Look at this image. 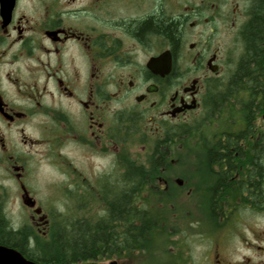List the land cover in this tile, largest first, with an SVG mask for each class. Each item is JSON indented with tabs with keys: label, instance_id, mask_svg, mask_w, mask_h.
Instances as JSON below:
<instances>
[{
	"label": "flooded vegetation",
	"instance_id": "af4514ba",
	"mask_svg": "<svg viewBox=\"0 0 264 264\" xmlns=\"http://www.w3.org/2000/svg\"><path fill=\"white\" fill-rule=\"evenodd\" d=\"M248 3L0 0V170L13 171L23 202L31 203L25 204L33 210L29 225L36 232L47 236L53 214L25 183L29 157H112L118 170L117 158L126 157L121 149L127 146L120 137L142 135L149 151L169 133L181 137L183 124L195 111H206L208 95L245 62L241 35L251 17ZM232 62L237 66L230 72ZM256 103L257 113L261 100ZM30 125L40 131L33 139L25 133ZM193 162L194 190L207 194L203 208L197 198L194 204L206 211L205 241L217 246L208 264H264V157ZM103 173L80 171L82 192L99 194ZM162 183L159 188L167 189ZM182 212L178 208V220ZM219 235H237L236 258L224 253Z\"/></svg>",
	"mask_w": 264,
	"mask_h": 264
},
{
	"label": "trees",
	"instance_id": "16d2710c",
	"mask_svg": "<svg viewBox=\"0 0 264 264\" xmlns=\"http://www.w3.org/2000/svg\"><path fill=\"white\" fill-rule=\"evenodd\" d=\"M250 14L242 34L246 47L245 62L237 66L226 88L213 92L207 104V117L213 121L212 116L234 98L228 107L234 110L233 107L238 106V113L234 111L233 114L240 116L243 127H235L229 120L220 118L219 127L211 134L210 129L203 131L200 127L193 129L186 126L189 124H183L181 137L178 133H169L164 144H157L148 151L147 166L126 161L123 182L115 186L109 182L104 186L106 191L111 187V191H105L108 212L100 220L94 222L80 216L53 218L44 237L31 225L21 229L10 226L0 215V244L16 248L40 264H76L143 251L156 241L163 216L161 210L143 199L142 191L148 184L156 186L155 179L159 177L170 150L186 143L192 148L190 133L197 132L193 138L198 143L197 157H264V130L256 140H249L255 133L254 107L258 99L261 104L257 108H264V0H254ZM242 73L246 74L245 82L241 81ZM244 85L247 92L241 89ZM73 203L74 210L80 209Z\"/></svg>",
	"mask_w": 264,
	"mask_h": 264
},
{
	"label": "rangeland",
	"instance_id": "374dc122",
	"mask_svg": "<svg viewBox=\"0 0 264 264\" xmlns=\"http://www.w3.org/2000/svg\"><path fill=\"white\" fill-rule=\"evenodd\" d=\"M248 2L249 9L252 1L248 0ZM241 4L243 5V3ZM238 55L239 52L236 51L233 57L237 59ZM236 66L235 62H232L230 72L234 71ZM227 78L220 83L218 82L220 86L219 88L216 87L218 91L226 88L229 84ZM211 96L212 94H209L208 99ZM231 101H227L225 108L219 109L220 112L212 116L214 122L207 117L208 109L206 111L197 110L193 113L192 120L186 123L189 125L186 126L193 127V129L194 127H200L204 129L203 131L210 129L212 134L219 127L218 119L222 118L225 121L229 120L235 127H243L244 124H242L240 116L233 114L234 111L238 113L236 112L238 106H234V110L228 107ZM223 111L227 114H224ZM220 113H223V115L220 116ZM230 114L235 117L232 118ZM254 120L255 133L253 132L254 134L249 139L251 142L260 137L261 131L264 130V108H261V111L255 114ZM39 132L38 128H34L32 125L26 127L25 130V133L31 139L37 136ZM192 133H190L189 137L192 138L190 142L192 148L186 143L179 144L176 149L170 150L168 157L164 159V166L159 177L155 179L156 186L151 187L148 184L144 188V192L142 191L143 199L148 201L149 205L161 210L163 222L165 223V228H160V234H158L156 241L143 251H134L131 254L126 253L124 255L115 254L109 258L95 261L109 263L114 259L119 264H173L177 260L178 262L181 261L182 264H208V261L212 263L217 246L214 243L212 244V242L207 243L205 241L209 232V224L206 219V211L204 210L203 212L201 209L206 205L207 194L196 193L194 190L196 179L194 178L195 164L193 158L197 157L198 143L197 140L193 141L197 132L194 135ZM120 139V145L122 146V143L125 142L127 146L124 145L123 149H121V155L124 154L126 157L117 158L118 170H115L114 164H111L112 157H29L25 183L28 185L31 194L38 200V203L43 204L47 211L52 212L53 218L65 219L70 216H80L87 220L91 219L94 222L100 220L108 212L105 193L111 191V187L106 191L107 189H104V186H108L109 182H111V186L123 182V174L126 172V161H133L138 165L145 164L147 166L149 159L147 155L150 152V148L144 150L142 135L134 136L130 134L120 137ZM42 148V145L37 147L38 150ZM33 149L35 150L36 148ZM63 150L69 151L67 147ZM95 168L101 169L102 173L104 172L102 174V193L90 192L89 189L84 193L79 184L80 171L88 176V174H93ZM12 174L13 171L11 173L5 167L0 170V183L5 187L0 194V206H2L0 215L5 221L7 219L6 223L17 228L22 223L25 224L24 226L29 225V222H31L29 215L33 210L23 202V197L21 198V192L18 188L19 185L13 178L14 174ZM163 180H166L168 185L165 190L159 188L163 184ZM179 181H184L183 186L179 185ZM196 198L202 208L194 204ZM73 201L75 207L80 206V209L74 210ZM178 208H182L184 211L180 220L176 217ZM193 208H199V214L192 212L191 209ZM260 221L264 226V215ZM37 233L44 236L41 232ZM236 236L232 235L226 240L222 235L216 238L217 240L221 239L223 251L229 257L236 258L238 255V252L234 249L236 246H233L234 240L236 243ZM230 251L233 253H230Z\"/></svg>",
	"mask_w": 264,
	"mask_h": 264
},
{
	"label": "water",
	"instance_id": "95a60500",
	"mask_svg": "<svg viewBox=\"0 0 264 264\" xmlns=\"http://www.w3.org/2000/svg\"><path fill=\"white\" fill-rule=\"evenodd\" d=\"M170 59L168 60L167 70L170 69ZM28 194V192L26 191ZM26 204H31L29 201L25 200ZM34 204V202H32ZM0 264H40L32 259L27 258L21 251L14 247H10L4 244H0ZM77 264H116L115 261H110L109 263L102 261H87Z\"/></svg>",
	"mask_w": 264,
	"mask_h": 264
}]
</instances>
